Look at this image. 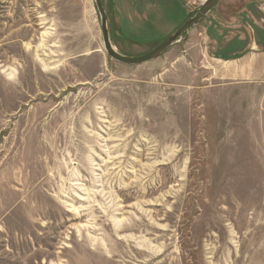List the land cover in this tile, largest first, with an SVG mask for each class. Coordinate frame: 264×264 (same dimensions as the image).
I'll use <instances>...</instances> for the list:
<instances>
[{
	"label": "rangeland",
	"instance_id": "1",
	"mask_svg": "<svg viewBox=\"0 0 264 264\" xmlns=\"http://www.w3.org/2000/svg\"><path fill=\"white\" fill-rule=\"evenodd\" d=\"M0 264H264V0H0Z\"/></svg>",
	"mask_w": 264,
	"mask_h": 264
},
{
	"label": "water",
	"instance_id": "2",
	"mask_svg": "<svg viewBox=\"0 0 264 264\" xmlns=\"http://www.w3.org/2000/svg\"><path fill=\"white\" fill-rule=\"evenodd\" d=\"M220 0H205L201 7L192 11L187 20L176 30H174L167 38L158 43L149 52L140 56H128L120 53L113 45L110 34L109 17L105 10L102 0H93L100 19L101 36L104 50L107 56L122 65L141 66L150 63L161 57L167 50L181 42L188 36L190 31L198 24L203 22L205 18L214 10Z\"/></svg>",
	"mask_w": 264,
	"mask_h": 264
},
{
	"label": "trees",
	"instance_id": "3",
	"mask_svg": "<svg viewBox=\"0 0 264 264\" xmlns=\"http://www.w3.org/2000/svg\"><path fill=\"white\" fill-rule=\"evenodd\" d=\"M183 23V22H182ZM237 45H239V44H237ZM245 53H242L241 55H233L231 58H222L223 60H225V61H228L229 59L230 60H236V59H239L241 56H243Z\"/></svg>",
	"mask_w": 264,
	"mask_h": 264
},
{
	"label": "flooded vegetation",
	"instance_id": "4",
	"mask_svg": "<svg viewBox=\"0 0 264 264\" xmlns=\"http://www.w3.org/2000/svg\"><path fill=\"white\" fill-rule=\"evenodd\" d=\"M190 13H191V12H190ZM190 13H189V14H190ZM189 14L186 16V18H185L184 22L187 20V18H188V16H189ZM184 22H183V23H184Z\"/></svg>",
	"mask_w": 264,
	"mask_h": 264
}]
</instances>
